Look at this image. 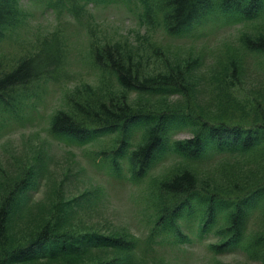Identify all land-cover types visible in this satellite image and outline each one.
<instances>
[{
    "label": "rangeland",
    "instance_id": "obj_1",
    "mask_svg": "<svg viewBox=\"0 0 264 264\" xmlns=\"http://www.w3.org/2000/svg\"><path fill=\"white\" fill-rule=\"evenodd\" d=\"M16 4L13 24L0 37V69L14 66L44 42L55 48L59 59L50 76L27 89L35 108L26 107L17 118L4 125L0 122V193L8 182L34 173L12 212V235L21 238L46 223L76 232L116 230L132 234L149 248L146 254L135 255L132 264H264L258 251L212 252L209 244L221 240L214 234L218 226L200 235L196 221L184 219L182 240L151 229L152 181L186 165L179 156L167 152L147 177L137 180L126 158L115 166L103 158L114 148V135L78 145L48 131L50 115L58 109L68 111L76 92L87 91L99 98L116 94L135 106L147 103L164 108L155 105L164 97L126 92L107 68L94 64L92 44L103 43L121 44L125 56L136 61L145 74L181 69L187 76L189 106L208 120L227 116L229 123L254 122L264 102V56L244 51L242 41L245 35L263 30L260 22L238 20L229 11L214 7L188 29L171 34L163 21L162 0H16ZM236 65L240 80L222 84L230 67L237 72ZM183 97L175 94L164 101L183 104ZM138 131L134 145L140 140ZM191 133L181 128L170 139H185ZM260 155L214 154L192 167L199 177L224 180L221 185L230 189L234 188L230 177L238 173L230 168L256 170L264 161ZM263 213L256 207L249 214L245 237L262 230ZM113 253L110 248L92 249L89 258L94 261ZM58 261L63 260L39 259L27 264H61Z\"/></svg>",
    "mask_w": 264,
    "mask_h": 264
},
{
    "label": "trees",
    "instance_id": "obj_2",
    "mask_svg": "<svg viewBox=\"0 0 264 264\" xmlns=\"http://www.w3.org/2000/svg\"><path fill=\"white\" fill-rule=\"evenodd\" d=\"M213 5V0H162L163 20L168 32L179 33L188 28ZM219 6L234 12L239 20L260 22L259 28L263 30L245 35L242 48L248 53L264 56V0H219ZM17 9L16 0H0V37L13 24ZM48 45L43 44L35 53L20 58L14 66L0 69V122L3 125L17 118L22 109L35 108L27 89L41 77L50 76L59 59L55 48ZM91 55L94 64L107 68L122 90L164 97L160 98L163 104L155 103L164 108L155 109L147 103L135 106L126 97L116 94L99 98L87 91L76 92L68 111L58 109L50 115L49 133L78 145L115 135L114 148L107 150L108 156L104 154L103 157L115 165L118 159L126 158L131 176L137 180L147 177L157 160L171 150L185 160L186 165L152 181L154 190L149 197L151 229L182 240V220L192 219L196 221L200 235L208 233L212 226H218L214 234L221 240L209 244L213 252L240 250L256 254L258 251L264 257V213L262 230L250 237L244 235L249 214L256 207H261L264 212V161L256 170L231 167L238 173L230 177L234 186L230 189L221 185L226 183L224 180L199 177L192 167V163L214 154L252 157L257 152L264 160V102L263 107L258 106V119L246 125L229 123L227 116H214L208 120L202 112H194L189 106L187 76L181 69L145 74L136 61L125 56L121 44H92ZM236 67V73L229 68L228 77L221 78L222 84L240 80V71ZM175 94L184 95L183 104L164 101ZM227 102L231 103L230 100ZM184 125L191 127L190 136L171 140V130ZM138 129L141 130L140 140L133 146L132 139ZM33 177L34 173L12 180L0 193V264H27L39 259H62L58 261L61 264H132L135 255L142 256L149 251L137 237L127 232L90 229L76 232L58 229L50 223L31 229L16 239L10 229L12 212L18 196L28 189L27 183L31 184ZM179 233L181 237L177 236ZM100 248L114 249L116 253L91 261L89 253Z\"/></svg>",
    "mask_w": 264,
    "mask_h": 264
}]
</instances>
